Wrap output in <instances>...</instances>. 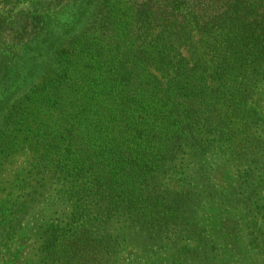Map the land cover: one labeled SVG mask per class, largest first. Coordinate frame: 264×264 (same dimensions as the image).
I'll return each instance as SVG.
<instances>
[{
  "label": "trees",
  "instance_id": "16d2710c",
  "mask_svg": "<svg viewBox=\"0 0 264 264\" xmlns=\"http://www.w3.org/2000/svg\"><path fill=\"white\" fill-rule=\"evenodd\" d=\"M263 86L264 0H0V264H264Z\"/></svg>",
  "mask_w": 264,
  "mask_h": 264
},
{
  "label": "rangeland",
  "instance_id": "374dc122",
  "mask_svg": "<svg viewBox=\"0 0 264 264\" xmlns=\"http://www.w3.org/2000/svg\"><path fill=\"white\" fill-rule=\"evenodd\" d=\"M181 52L183 53L182 57L186 58L189 62H190V59H192L194 56L196 58L202 59L205 62L204 68H206V70H207L204 73L205 79H206V82L204 83L205 86L209 87L212 90L219 85L220 81L213 80L212 77H210V74L214 71L215 67L220 62L219 59H217L215 62H212V61L216 58H219V57H221V59H223L225 57L224 55H222L220 53V51H216L215 48L205 47L203 45L198 44V47L192 48V49L185 46L181 49ZM192 65H193V63H190L189 68H192L191 67ZM184 72L186 73V70H184ZM187 72H189V71H187ZM202 73H203L202 69L198 68L195 71L190 72L188 75L192 76L195 79L196 78L199 79V76H201ZM169 74L170 73L164 74L163 72H158V78L161 79L162 82H167L166 77L170 78V76H171ZM172 75H173V73H172ZM220 96H222V95H220ZM255 100H256L257 106L259 107V109L261 110V112L264 116V86L259 91V94H258L257 98H255ZM59 215L60 214H58V216ZM59 217L61 219L63 218L61 215ZM55 218H56L55 212L52 213V215H51V212H49L48 210H42V211L38 212L35 216L32 217V220H31L32 225L30 226L28 237L24 240V242L21 243L23 246L21 245L22 253H21L20 257L23 258L29 252L34 251V249L38 246V244L35 241L36 236L34 235L36 228L39 227L41 224L50 225L53 222H56V224H57L58 221H56Z\"/></svg>",
  "mask_w": 264,
  "mask_h": 264
}]
</instances>
